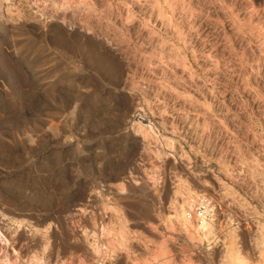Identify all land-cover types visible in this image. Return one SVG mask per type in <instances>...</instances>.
Returning a JSON list of instances; mask_svg holds the SVG:
<instances>
[{
  "label": "rangeland",
  "instance_id": "374dc122",
  "mask_svg": "<svg viewBox=\"0 0 264 264\" xmlns=\"http://www.w3.org/2000/svg\"><path fill=\"white\" fill-rule=\"evenodd\" d=\"M0 264H264V0H0Z\"/></svg>",
  "mask_w": 264,
  "mask_h": 264
},
{
  "label": "bare ground",
  "instance_id": "6f19581e",
  "mask_svg": "<svg viewBox=\"0 0 264 264\" xmlns=\"http://www.w3.org/2000/svg\"><path fill=\"white\" fill-rule=\"evenodd\" d=\"M138 119V118H137ZM200 198V197H199ZM202 202V201H201ZM188 207H193L194 205H193V202H190V203H188V205H187ZM203 208H204V211L207 213L208 211H210L209 210V208L208 207H205V206H203ZM188 212V211H187ZM186 211H185V207L184 208H180V217H181V220L183 221V223L184 224H188V225H190L192 222V220L190 219L191 217H190V215L187 213ZM211 212V211H210ZM209 213V212H208ZM209 217V216H208ZM209 219H210V217H209ZM206 224V226L208 225V224H210L208 221H206L205 222ZM209 226V225H208Z\"/></svg>",
  "mask_w": 264,
  "mask_h": 264
}]
</instances>
